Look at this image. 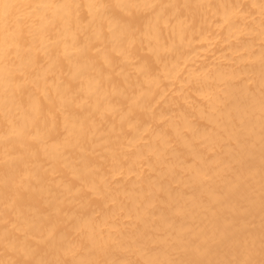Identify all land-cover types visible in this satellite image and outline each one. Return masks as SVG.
I'll use <instances>...</instances> for the list:
<instances>
[{
  "label": "bare ground",
  "instance_id": "obj_1",
  "mask_svg": "<svg viewBox=\"0 0 264 264\" xmlns=\"http://www.w3.org/2000/svg\"><path fill=\"white\" fill-rule=\"evenodd\" d=\"M0 264H264V0H0Z\"/></svg>",
  "mask_w": 264,
  "mask_h": 264
}]
</instances>
